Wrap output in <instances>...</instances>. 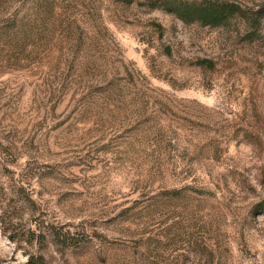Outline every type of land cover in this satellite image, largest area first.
Here are the masks:
<instances>
[{
  "label": "rangeland",
  "instance_id": "1",
  "mask_svg": "<svg viewBox=\"0 0 264 264\" xmlns=\"http://www.w3.org/2000/svg\"><path fill=\"white\" fill-rule=\"evenodd\" d=\"M221 1L0 0V264H264V0Z\"/></svg>",
  "mask_w": 264,
  "mask_h": 264
},
{
  "label": "trees",
  "instance_id": "2",
  "mask_svg": "<svg viewBox=\"0 0 264 264\" xmlns=\"http://www.w3.org/2000/svg\"><path fill=\"white\" fill-rule=\"evenodd\" d=\"M125 4L129 5L134 0H122ZM145 6L151 9L161 8L170 14L174 15L178 20L185 24L197 23L202 26L218 27L226 23L229 19L235 17L238 14H243L242 9L233 2L221 1V0H201L200 2H185L180 0H144ZM46 2V1H45ZM44 0H41L40 4H43ZM39 0H30V8L38 7ZM50 5V4H48ZM7 25L10 28L16 29L11 34H5V36L13 43L18 44L20 40L26 41L31 38L27 33V19L16 18V16L9 17L7 19ZM25 21V22H24ZM28 43V42H27ZM26 44V42H25ZM198 65H206L210 67L212 64L205 60L197 61ZM262 204H259L258 207ZM34 235V234H33ZM37 241V236L31 237ZM25 264H45L44 258L38 253H28Z\"/></svg>",
  "mask_w": 264,
  "mask_h": 264
}]
</instances>
